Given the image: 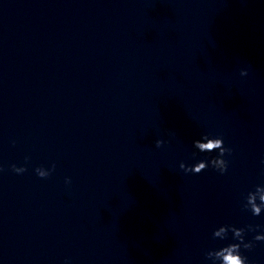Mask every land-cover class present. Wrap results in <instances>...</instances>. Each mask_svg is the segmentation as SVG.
<instances>
[{"label": "clouds", "instance_id": "9594fccd", "mask_svg": "<svg viewBox=\"0 0 264 264\" xmlns=\"http://www.w3.org/2000/svg\"><path fill=\"white\" fill-rule=\"evenodd\" d=\"M241 76H247L248 71L242 69ZM165 142L163 140H156L155 145L157 148L161 147ZM193 147L199 152L211 153L218 150V155L212 157L210 160H199L194 165H186L181 162L179 167L185 173L200 174L206 170L209 166L217 170L221 175L228 170V161L224 159L225 155H231L232 149L224 146L222 137L212 138L205 134L200 139L193 141ZM26 162L28 158H25ZM55 164H52L51 168L45 169L44 167H37L35 172L40 178H48L55 170ZM11 169L16 174H22L27 171L26 167H17L15 164L11 165ZM2 171V169H0ZM70 179H66V183H70ZM245 203L242 205L243 209L250 211L253 216H260L264 211V184L256 185L254 191L248 192L245 197ZM261 228L260 225H247L246 228H237L233 225H221L213 231V238H219L221 240L226 239L228 233L233 234V240L239 241L238 243H230L218 250L208 251L206 253V259L212 261V264H249L248 258L241 255V247L244 249H251L254 245L251 241H245L246 232H256ZM255 241H264V234H257L254 236Z\"/></svg>", "mask_w": 264, "mask_h": 264}]
</instances>
